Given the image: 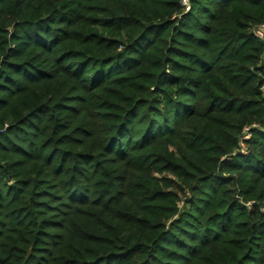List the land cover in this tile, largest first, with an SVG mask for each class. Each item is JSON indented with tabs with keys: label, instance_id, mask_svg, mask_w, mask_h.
I'll return each mask as SVG.
<instances>
[{
	"label": "trees",
	"instance_id": "16d2710c",
	"mask_svg": "<svg viewBox=\"0 0 264 264\" xmlns=\"http://www.w3.org/2000/svg\"><path fill=\"white\" fill-rule=\"evenodd\" d=\"M263 25L264 0H0V264H264Z\"/></svg>",
	"mask_w": 264,
	"mask_h": 264
},
{
	"label": "built area",
	"instance_id": "2783aa9c",
	"mask_svg": "<svg viewBox=\"0 0 264 264\" xmlns=\"http://www.w3.org/2000/svg\"><path fill=\"white\" fill-rule=\"evenodd\" d=\"M183 3H185V0H183ZM263 27H264V25H263ZM255 32H256L258 35H261V34H262V29H261V28H258V29L255 30ZM247 137H248V134L245 133V134L243 135V138H247ZM241 146H242L241 150H242V151H245V149H244L245 146H244L243 143L241 144Z\"/></svg>",
	"mask_w": 264,
	"mask_h": 264
}]
</instances>
